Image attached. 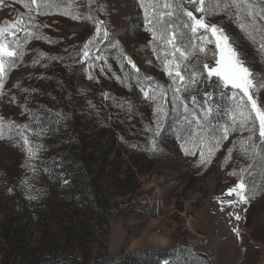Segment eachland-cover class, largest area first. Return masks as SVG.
I'll list each match as a JSON object with an SVG mask.
<instances>
[{
	"label": "rangeland",
	"instance_id": "obj_1",
	"mask_svg": "<svg viewBox=\"0 0 264 264\" xmlns=\"http://www.w3.org/2000/svg\"><path fill=\"white\" fill-rule=\"evenodd\" d=\"M28 2L0 0V27L22 17L25 28L48 38L17 33L24 54L6 70L0 89L5 134L0 139V264H48L50 250L72 264H91L95 232L107 240L109 258L166 252L188 243L210 264H264V152L242 143L250 136L259 143L258 126L255 133L230 131L211 162L198 164L202 137L194 123L189 129L178 122L172 93L167 92V102L159 100L163 108L157 117L156 103L145 99L129 78L131 65L121 67V57L127 56L141 83L150 80L165 89L171 83L148 44L151 36L144 30L138 0H99L103 11L89 0H64L60 12H93L112 37L98 51L96 43L91 45L90 54L98 58L84 63L74 54H82L85 42L95 38L94 24L55 9L38 15L25 7ZM184 6L200 17L187 0ZM30 15L34 20L28 22ZM33 23L39 27L32 28ZM205 23L236 38L248 66L264 73V62L227 16L209 17ZM257 79L264 82V76ZM253 95L264 107V90ZM227 119L217 113L213 123L223 125ZM9 122L30 125L29 140L42 145L33 159L14 130L9 133ZM188 131L193 135L184 139L188 148L196 144L195 155H186L178 138ZM204 135L219 133L209 127ZM203 151L207 153L206 145ZM84 168L92 172V192L109 204L103 205L97 229L95 210L88 207L91 192L82 181ZM241 176L249 186H258L246 203L235 193L226 195Z\"/></svg>",
	"mask_w": 264,
	"mask_h": 264
},
{
	"label": "snow or ice",
	"instance_id": "obj_2",
	"mask_svg": "<svg viewBox=\"0 0 264 264\" xmlns=\"http://www.w3.org/2000/svg\"><path fill=\"white\" fill-rule=\"evenodd\" d=\"M89 2L96 3V11H103L99 0H89ZM138 2L144 13V30L151 36L148 44L153 54L161 61L171 83L167 89L150 80L141 83L135 64L127 56L121 57V67L125 63L131 65L133 71L129 73V78L136 80L145 99H151L156 103L154 114L157 117L162 114L163 105L159 100L167 102V92H171L170 100L173 109L178 113V122L183 121L189 129H192L194 123L195 131L202 137L198 164L211 162V157L219 150L220 143L228 139L230 131L255 133L257 126L259 143H256L255 136L248 137L242 143L264 152V107L258 106L253 95L255 91L264 90V82L257 79L264 76V73L255 72L248 66V57L236 38L217 24L205 23L209 17L220 14L227 16L237 25L242 38L253 46L257 56L264 62V23H261L264 21V0H187V4L196 13L201 14L199 18L184 6L185 0H138ZM63 3L64 0H29L25 7L38 15L51 14L55 9L59 14L68 15L72 19H87L92 22L96 29L95 38L85 42L82 54L74 55L82 56L81 63L97 59L98 56L90 54V46L96 43L98 51L99 44L112 39L105 22L96 18L93 12L85 16H81L78 12H60ZM33 20L34 17L30 15L28 22ZM23 24L21 17L11 22L9 27H0V89L4 85L6 70L14 67L17 58L24 54L17 33L37 40L48 39L39 32L28 30ZM38 27L39 25L32 24V28ZM208 45L214 47L209 48ZM43 55L40 53V56ZM193 57H195L194 62H192ZM50 59H58V57ZM209 60L214 63H209ZM37 62L38 60L33 61V63ZM205 83L215 84V89L201 92ZM105 95L107 98V94ZM221 101L224 103L221 104ZM217 113L228 118L223 125L220 121L213 123ZM156 123L158 126L159 120ZM209 127L212 133L219 135L211 137L204 135ZM29 129L30 125H16L9 122V133L14 130L15 135L22 141L28 158L33 159L42 145L37 147L36 142L29 140L26 134V130ZM147 130L153 131L151 128ZM4 135V122L0 118V139L4 138ZM185 135L191 138L193 132L188 131L178 137L183 141L181 147L186 155H195L196 144L193 143L192 147L188 148ZM151 143L155 149V142L151 141ZM205 145L207 153L203 151ZM231 151L232 149L229 148V155ZM21 183L27 184V181L22 180ZM67 183L68 181H65V184ZM257 188L255 182L249 186L241 176L239 182L233 188H229L226 195L235 193L239 202L246 203L249 198H254L257 194ZM29 198L36 199V196ZM228 203L231 204L232 201ZM236 219H239V216H236Z\"/></svg>",
	"mask_w": 264,
	"mask_h": 264
},
{
	"label": "trees",
	"instance_id": "obj_3",
	"mask_svg": "<svg viewBox=\"0 0 264 264\" xmlns=\"http://www.w3.org/2000/svg\"><path fill=\"white\" fill-rule=\"evenodd\" d=\"M215 89V84L205 83L204 87L201 88V92L208 90L212 91ZM202 97V96H201ZM200 97V98H201ZM219 100V96H217ZM91 170L83 169L85 187L88 192H91L88 201L90 202L88 207L95 210L93 214V228L97 229L100 225V216L103 211V205H109L108 201H103L98 198L97 192H92V182L90 181ZM107 235V234H105ZM94 243L96 244L94 250V258L91 264H119L121 262L125 264H163L168 261L170 264H210L209 259L206 255L201 252H196L194 248L188 243H177L175 246L166 252H131L127 254L124 259L109 258L106 254L107 240L101 239L100 234L94 233ZM67 257H60L54 254L50 250L48 256V264H72Z\"/></svg>",
	"mask_w": 264,
	"mask_h": 264
}]
</instances>
